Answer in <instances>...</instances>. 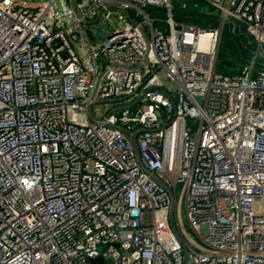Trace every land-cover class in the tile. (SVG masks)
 Here are the masks:
<instances>
[{"label":"built area","instance_id":"built-area-1","mask_svg":"<svg viewBox=\"0 0 264 264\" xmlns=\"http://www.w3.org/2000/svg\"><path fill=\"white\" fill-rule=\"evenodd\" d=\"M204 1L213 28L170 0H0V264H264V0ZM236 22L252 56L222 74Z\"/></svg>","mask_w":264,"mask_h":264},{"label":"trees","instance_id":"trees-1","mask_svg":"<svg viewBox=\"0 0 264 264\" xmlns=\"http://www.w3.org/2000/svg\"><path fill=\"white\" fill-rule=\"evenodd\" d=\"M170 4L171 16L177 22L200 28H213L217 25L216 14L211 12L210 6L204 0H170ZM143 9L153 17V25L165 28L163 7L145 5ZM253 47L254 43L245 34L242 23L236 22L233 30L229 24H223L219 34L214 70L222 74L239 75L251 58ZM260 68H264V58H255L251 72Z\"/></svg>","mask_w":264,"mask_h":264},{"label":"rangeland","instance_id":"rangeland-1","mask_svg":"<svg viewBox=\"0 0 264 264\" xmlns=\"http://www.w3.org/2000/svg\"><path fill=\"white\" fill-rule=\"evenodd\" d=\"M92 106L94 108V107L97 106V104L96 103H93ZM185 120H186V122L189 125H191V126L194 127V125H195V119L194 118L186 116L185 117ZM182 191H183V186L181 184H177L175 186V194H174L175 195V201H178L181 198V196L183 194ZM179 213H180V219H181V226H180V231L179 232H180V234L183 237L182 239L186 243H192V244H194L193 241L194 240L197 241L198 239L195 237V235L193 234V232L190 231V229H189V227H188V225L186 223L185 217L183 215L182 205L181 204L179 206ZM193 246L195 247V245H193Z\"/></svg>","mask_w":264,"mask_h":264},{"label":"water","instance_id":"water-1","mask_svg":"<svg viewBox=\"0 0 264 264\" xmlns=\"http://www.w3.org/2000/svg\"><path fill=\"white\" fill-rule=\"evenodd\" d=\"M73 3H75V0H72ZM79 13V12H78ZM82 22H86V19H81ZM94 33H95V36L97 38H103L104 35H105V30L101 27H97L95 30H94ZM87 111L88 113L91 115V112H90V105L87 106ZM131 140H132V144L133 146L135 147V143H134V138H133V135L131 137ZM166 189L169 191L170 193V210H169V213H168V219H169V223L172 227V229L174 230L176 236L178 237L180 243L182 244V250H183V256L185 257V246H184V243L182 241V238L180 237V235L177 233V231L175 230L174 226L172 225V218H171V212H172V205H173V201H174V198H173V195L171 193V189H169L168 187H166ZM101 258L100 256H96V257H93V258H90V263L91 264H99Z\"/></svg>","mask_w":264,"mask_h":264}]
</instances>
